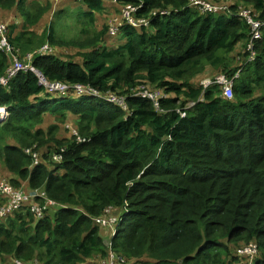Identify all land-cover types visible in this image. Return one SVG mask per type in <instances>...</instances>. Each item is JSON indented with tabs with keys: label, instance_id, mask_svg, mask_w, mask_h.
Segmentation results:
<instances>
[{
	"label": "trees",
	"instance_id": "obj_1",
	"mask_svg": "<svg viewBox=\"0 0 264 264\" xmlns=\"http://www.w3.org/2000/svg\"><path fill=\"white\" fill-rule=\"evenodd\" d=\"M79 1L85 7L73 20L85 26L77 35L96 28L70 40L82 50L79 59L59 49L67 37L53 24L31 29L50 9L38 2L0 0L23 18L20 29L9 26L8 41L21 52L48 43L56 51L32 59L47 80L123 96L126 108L48 94L32 72L0 86V107L9 111L0 121V169L17 176L9 179L14 187L40 189L63 205L36 220L31 200L0 222V257L92 264L108 251L92 218L115 208L121 224L111 246L129 264H246L238 250L249 243L257 249L253 264H264V27L254 61L244 64L250 26L236 15L242 7L264 21V0H206L228 4L229 12L216 13L189 0H117V13L141 2L133 17L147 21L121 26L120 40L107 23L97 24L105 4ZM9 64L0 52V76ZM239 68L231 98L220 85H200L217 75L230 79ZM140 84L168 95L158 100L167 112L132 95ZM187 101L195 104L181 117L176 109ZM48 114L84 141L70 129L59 135L53 123L44 128Z\"/></svg>",
	"mask_w": 264,
	"mask_h": 264
},
{
	"label": "built area",
	"instance_id": "obj_2",
	"mask_svg": "<svg viewBox=\"0 0 264 264\" xmlns=\"http://www.w3.org/2000/svg\"><path fill=\"white\" fill-rule=\"evenodd\" d=\"M116 2L117 0H111ZM189 6H196L203 13H216V12H229L228 4L224 2L213 3L206 0H189ZM141 2L139 5H124L122 9L121 17L118 21L115 19V22L108 27V31L111 35L118 34L120 31V27L123 25H128L134 28H138L141 25H146L147 21L143 18L135 19L133 17V12H135L137 7L141 6ZM168 11L160 12L159 16H163L168 14ZM236 15L239 18H242L246 23L250 26L249 38L246 43V51L248 55L245 57L244 64L248 62L254 61L256 57L255 52V43L257 40L261 39L262 29L264 27V21H261L255 18V15L251 13L249 9H245L239 7ZM0 52L4 53L9 57L10 64L6 68L3 75L0 76V86H7L8 82L11 78H13L19 72H32L38 79V83L43 87L44 92H47L51 95L57 96H66L69 92H73L77 95H89L100 98L103 101L108 103H112L115 105H119L122 108H126L125 98L123 96H118L113 93H105L102 94L99 91L91 89L90 87H85L80 84H69L63 83L60 81H49L45 78V76L37 70L32 65V56L33 54L43 55V54H51L52 48L49 45H42L39 49H37L33 54L27 55V60L24 61L20 58V54H18L17 50L14 46L8 41L7 37V28L4 22L0 21ZM242 68H239L233 77L226 78L224 75H217L214 78H206L200 82V85L203 89L211 87L213 85H220L223 94L227 98L232 97V87L234 78L239 76V73ZM134 96H143L152 101L154 108L159 112H167L160 108L158 104L159 98L167 97L168 95L162 93L158 90H151L143 84L138 85L133 94ZM195 104V101H187L184 103L182 107L176 109V112L183 117L186 113V109L191 108ZM9 115V111L6 107H0V121L7 118ZM80 141H84L82 137H80ZM35 163H37V157L34 154ZM53 162L61 161V154L55 153L52 156ZM3 194V196H2ZM0 195L3 199L6 200L5 204L0 205V221H4L9 215L14 212L19 211L25 203H29L31 200H34V203L30 205V211L36 218L39 220L44 217V215L49 210L50 206L54 208L63 207V205L57 204L54 201L49 200L45 193L40 189H34L31 191H25L22 188H14L9 183H0ZM39 200V201H36ZM99 223L108 227L112 236H115L117 233V227L121 224V217L112 216L109 218H101L98 220ZM256 244L249 243L248 245H244L242 248L238 250V254L244 256L247 259L246 264H253V259L256 256ZM12 264H40L36 259L33 260H21L14 259ZM106 264H129L125 262V259L119 255L112 247L108 251V255L106 257Z\"/></svg>",
	"mask_w": 264,
	"mask_h": 264
},
{
	"label": "rangeland",
	"instance_id": "obj_3",
	"mask_svg": "<svg viewBox=\"0 0 264 264\" xmlns=\"http://www.w3.org/2000/svg\"><path fill=\"white\" fill-rule=\"evenodd\" d=\"M60 1V0H59ZM58 1V2H59ZM101 3L105 4V1L104 0H99ZM44 2H48V1H44ZM55 2L56 4H53V7L56 8V9H59L63 14L61 16H58V15H55L53 18V14L49 15V12L47 13L46 16H44L38 23L37 25L35 26V30L37 33H41L43 30H46V27L48 25V22L49 21H52L54 23V26H55V29H56V33L58 34V36H66L67 39H65L64 41H66L67 44H63V45H60L59 46V49L62 47L66 50V53L65 54H75L77 59H79L80 57V52L82 51L81 49H78L76 48V46H73L72 43H70V40L72 39H75V38H78V36L80 38H85L87 36H90L94 30V28H86V31L89 35H86V34H80V35H77L80 31V29H82L84 26H85V21L81 22L80 20L76 21V20H73V17L75 15V9L77 7H82L84 8L85 6H83L82 4H80V1L77 0L76 2L74 3H67L66 5L62 6V7H58L60 6V4L62 2ZM219 2H222V1H219ZM49 3V2H48ZM76 5V6H75ZM106 7H105V10H103L102 12H96L95 13V18H96V21H97V24L98 26H103L105 23H107L108 27L110 25H112L114 22H115V19L113 17V13L115 12L112 8H109L107 7L108 4H105ZM72 6H75V7H72ZM124 7L121 8V14H122V9ZM67 10L69 12H71L73 10V12L70 13V17H68L67 14ZM121 14H117L119 16H121ZM53 19V20H52ZM0 21H2L0 19ZM118 21V20H117ZM3 22V21H2ZM57 23V24H56ZM56 24V25H55ZM122 37V34L121 33H118L116 35V38L118 40H120V38ZM113 41V39H111V42ZM107 44V43H106ZM115 43H108L107 46L110 47V48H114ZM18 54L21 52L20 49H16ZM79 52V54H78ZM23 53V52H21ZM46 119H45V122L43 123V126L44 128L48 126H50L51 123L57 125V130H58V134L61 135V136H67L68 134L66 133L65 129H67V131H69V129L71 130V133L74 134L75 138L80 141L81 138L77 132V130L73 127H71L70 123H66L64 124L63 126V123H61L58 118H56L54 115H46L45 116ZM44 117V118H45ZM64 128V129H63ZM65 133V134H64ZM12 177H15V175H10V174H7L6 171L4 170H1L0 169V183L3 182V183H9L10 184V181L9 179ZM17 178V176L15 177ZM19 180V179H18ZM11 185V184H10ZM12 187H14L13 185H11ZM16 188V187H14ZM18 188H21V187H18ZM25 191H28L27 189H24ZM29 192V191H28ZM3 196V194H2ZM0 205L2 206L3 204H5L6 200L3 199L0 195ZM55 211V208L50 206L49 210L47 211V213H49L50 215H53ZM110 217V216H109ZM0 222H3L0 221ZM19 259V258H17ZM32 259H35V258H32ZM0 261H2L1 257H0ZM3 262V261H2Z\"/></svg>",
	"mask_w": 264,
	"mask_h": 264
},
{
	"label": "crops",
	"instance_id": "obj_4",
	"mask_svg": "<svg viewBox=\"0 0 264 264\" xmlns=\"http://www.w3.org/2000/svg\"><path fill=\"white\" fill-rule=\"evenodd\" d=\"M17 1H22V2H25L27 5H29L31 2H38V3H40V4H42V5H49L50 6V9L44 14V16H46L47 15V13L49 12V15H51V14H53V16H52V18L55 16V15H57L58 14V16H60L59 15V13L61 12L59 9H56V8H54L53 7V4H56L55 2H58L59 0H17ZM44 1H48L49 2V4L48 3H46V2H44ZM77 0H60L59 2H62L61 4H60V6H58V7H62V6H64V5H66L67 3H74V2H76ZM105 1V4H107L108 3V7L109 8H112L115 12L112 14L113 15V17H114V19H116V20H118L121 16H119V15H117V14H121V11H120V13L118 12H116V4L117 3H114L113 1H111V0H104ZM58 2V3H59ZM53 3V4H52ZM76 6V5H75ZM75 6H72V7H75ZM122 8V7H121ZM121 8H119V9H121ZM71 12H73V10L71 11ZM71 12H69L68 10H67V14L66 15H68V17H70V13ZM43 16V17H44ZM42 17V18H43ZM41 18V19H42ZM0 19L5 23V25H6V28H7V31H8V29H9V26H12V25H16L17 26V30L18 29H20L21 28V26H22V23H23V18H22V16L20 15V13L18 12V11H16V10H14L13 8L12 9H7V8H3V7H0ZM40 19V20H41ZM39 20V21H40ZM53 20V19H52ZM38 21V22H39ZM37 22V23H38ZM37 23L33 26V27H31V29H33L35 32H36V30L34 29L35 28V26L37 25ZM48 23H51V24H53L54 25V23L52 22V21H49ZM57 24V23H56ZM55 24V25H56ZM17 32V31H16ZM115 35H117V34H115ZM44 44H46V45H49L48 43H42L41 45H39L38 47H36V48H34V49H31V50H27V51H25V52H23V53H19L20 54V58L22 59V60H24V61H26L27 60V55L28 54H33L37 49H39L42 45H44ZM14 46V45H13ZM14 48L15 49H19V47H16V46H14ZM52 48V53L53 52H55L56 51V48H54V47H51ZM65 53H66V50H65ZM37 55V54H36ZM35 54H33V56H32V59L34 58V56H36ZM55 209H57V208H55ZM114 209L115 208H109V210H106V214L105 215H103V216H100V217H94V218H92L93 219V221H94V223L95 224H97V226H99L100 227V229H101V236H102V238L104 239V241H105V243H106V245H108V251H109V249L112 247L111 245H112V242H111V238L113 237L112 236V233L110 232V229L108 228V227H106V226H104V225H102L101 223H99L98 222V220L99 219H101V218H109V216L110 217H112V216H116V215H114ZM117 217H120V216H118L117 215ZM108 251H107V255H108ZM96 257H98V256H96ZM107 257V256H106ZM2 259V261H0V264H12V261H10L7 257H4V258H1ZM21 260H23V259H21ZM26 261V260H25ZM41 264V263H40ZM92 264H106V258L104 257L103 259L102 258H97V259H93V263Z\"/></svg>",
	"mask_w": 264,
	"mask_h": 264
}]
</instances>
